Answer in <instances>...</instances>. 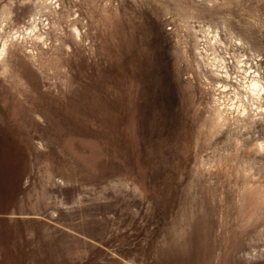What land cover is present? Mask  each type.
<instances>
[{"label":"rangeland","instance_id":"rangeland-1","mask_svg":"<svg viewBox=\"0 0 264 264\" xmlns=\"http://www.w3.org/2000/svg\"><path fill=\"white\" fill-rule=\"evenodd\" d=\"M0 264H264V0H0Z\"/></svg>","mask_w":264,"mask_h":264}]
</instances>
